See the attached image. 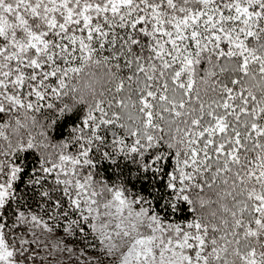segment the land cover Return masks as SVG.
I'll use <instances>...</instances> for the list:
<instances>
[{
    "label": "snow or ice",
    "instance_id": "1",
    "mask_svg": "<svg viewBox=\"0 0 264 264\" xmlns=\"http://www.w3.org/2000/svg\"><path fill=\"white\" fill-rule=\"evenodd\" d=\"M0 264H264V0H0Z\"/></svg>",
    "mask_w": 264,
    "mask_h": 264
},
{
    "label": "trees",
    "instance_id": "2",
    "mask_svg": "<svg viewBox=\"0 0 264 264\" xmlns=\"http://www.w3.org/2000/svg\"><path fill=\"white\" fill-rule=\"evenodd\" d=\"M63 259V257H61Z\"/></svg>",
    "mask_w": 264,
    "mask_h": 264
}]
</instances>
